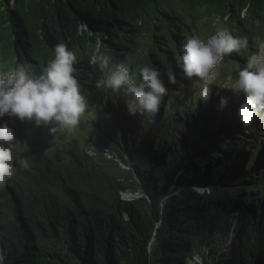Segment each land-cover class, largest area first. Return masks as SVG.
Wrapping results in <instances>:
<instances>
[{"label":"trees","instance_id":"16d2710c","mask_svg":"<svg viewBox=\"0 0 264 264\" xmlns=\"http://www.w3.org/2000/svg\"><path fill=\"white\" fill-rule=\"evenodd\" d=\"M218 28L248 37V48L224 58L205 103L176 57L187 36L206 42ZM59 43L78 57L85 97L105 75L91 57L106 54L137 82L149 66L166 87H188L195 98L190 106L168 90L149 121L105 90L99 118L82 124L85 140L39 147L18 117H0L17 138L14 158L30 165L16 163L0 188L2 264H264V170L249 174L262 163L261 140L246 138L228 105L219 109L231 92L221 83L264 43V0H0V72L26 65L39 73ZM263 127L259 120L249 134Z\"/></svg>","mask_w":264,"mask_h":264},{"label":"clouds","instance_id":"9594fccd","mask_svg":"<svg viewBox=\"0 0 264 264\" xmlns=\"http://www.w3.org/2000/svg\"><path fill=\"white\" fill-rule=\"evenodd\" d=\"M247 48L248 37L234 36L228 28H218L206 42L195 34L187 36L176 63L186 79L199 82V101L207 103L216 80V69L226 56ZM96 52L99 53V47ZM90 62L105 73L96 81V88L122 96L130 115H140L150 121L158 113L168 89L157 69L141 68L142 79L137 82L128 66L112 62L106 54L93 55ZM77 63L76 53L59 43L55 46L54 59L39 73L26 65L0 72V117L7 115L21 121H34L36 126L47 127L52 134L74 131L89 108L74 75ZM167 75L170 83L177 82L171 68ZM230 90L236 96H244L237 113L243 126L251 125L258 113L264 112V43L247 57L246 66L239 70ZM228 103L227 97H220L219 109L223 110ZM17 143L13 129L5 122L0 126V188L14 176L16 163L24 169L30 167L27 159L14 158Z\"/></svg>","mask_w":264,"mask_h":264},{"label":"rangeland","instance_id":"374dc122","mask_svg":"<svg viewBox=\"0 0 264 264\" xmlns=\"http://www.w3.org/2000/svg\"><path fill=\"white\" fill-rule=\"evenodd\" d=\"M236 79L238 78V74L235 77ZM236 79H234L233 81H223L221 84L224 86L225 89L229 90L232 86V84L236 81ZM217 81V79L215 80ZM214 81V82H215ZM199 82L196 81L195 84H198ZM168 90H173L171 95L178 99V100H183V101H187L189 103V105L191 106L192 104V100L193 98H195V96L191 97V91L190 88H183V89H172L171 86H167ZM195 93L198 96L197 93V88L194 89ZM99 92H101L102 96H105V90H98V92L95 93V95L92 96H87V100H88V104H89V108L87 110V112L85 113V116L82 118L81 123L79 125L78 128H76L74 131H64V132H57L55 134H52L49 132V129L47 127H43V126H36L34 121L33 122H28V121H23V126L25 127L26 132L23 133L24 134V138L26 136H29V140L37 147H39L40 145H44L47 141H52L54 139H58V140H62L61 142L63 143H67V142H72L73 137L78 139V142L80 140H85L86 139V135H87V131L85 130L84 125H82L83 123H85L87 120H90L91 118L96 119L99 118L100 112L101 110L98 109L97 107V102L96 99L98 98ZM229 103H228V108L227 111L229 112L230 110L233 112H238V105H240V103L243 102V100L245 99L244 96L241 94L239 96H236L232 91L229 93ZM227 97V96H226ZM193 111L195 112V109H193ZM259 116H261L260 120L261 123L264 124V112H260L257 115V118L253 121V123L247 127L242 125V128L245 132H247L248 130H250V127H252L254 124L257 123L258 125V120H259ZM231 121L229 124H233V116L231 117ZM237 122V121H235ZM238 123V122H237ZM264 128V127H263ZM44 132V133H42ZM255 133H251L246 134V138H252V137H259L260 138V143L257 145V148H259V154L261 152V155L259 157V161H262V163L254 164V167L250 168V172L249 174H252L254 176H259V174H261L259 171H263L264 170V133H260V132H256ZM71 134V135H69ZM39 142H41L42 144H40ZM259 146V147H258ZM88 149L89 151L93 152V153H100V152H104L107 153V151H101L95 144L90 143L88 145ZM262 149V150H261ZM258 153V152H257ZM108 154V153H107ZM259 154H257V160H258V156ZM252 156H255L252 155ZM259 186L262 190H264V173L262 174V180L259 183ZM264 194V192L262 193ZM129 194L125 195V197H128ZM257 196H260V193L257 192L255 195L252 196L250 201H253ZM130 198H134L135 195L131 194V196L129 195ZM2 252H1V248H0V264H2Z\"/></svg>","mask_w":264,"mask_h":264},{"label":"water","instance_id":"95a60500","mask_svg":"<svg viewBox=\"0 0 264 264\" xmlns=\"http://www.w3.org/2000/svg\"><path fill=\"white\" fill-rule=\"evenodd\" d=\"M101 151H103V150H101ZM129 195H131V193H128ZM4 251V250H3Z\"/></svg>","mask_w":264,"mask_h":264},{"label":"bare ground","instance_id":"6f19581e","mask_svg":"<svg viewBox=\"0 0 264 264\" xmlns=\"http://www.w3.org/2000/svg\"><path fill=\"white\" fill-rule=\"evenodd\" d=\"M241 104V103H240ZM239 105V104H238ZM240 106V105H239Z\"/></svg>","mask_w":264,"mask_h":264}]
</instances>
